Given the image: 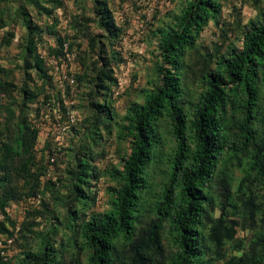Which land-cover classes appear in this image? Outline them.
Masks as SVG:
<instances>
[{"label":"trees","instance_id":"obj_1","mask_svg":"<svg viewBox=\"0 0 264 264\" xmlns=\"http://www.w3.org/2000/svg\"><path fill=\"white\" fill-rule=\"evenodd\" d=\"M53 2L61 4L60 0ZM221 9L219 0L189 1L177 17L176 29L162 39L161 57L167 69H161L160 82L144 103L129 107L126 124L118 135L120 140H130L131 151L123 159L122 169L111 174L117 184L111 192V209L82 220L90 170L89 153L84 150L79 176L72 186L74 209L65 237L70 247L78 246L88 253L86 263L81 255L56 245L49 233L42 235L40 251L27 252L17 264H203L207 231L219 260H225V248L236 241L238 229L254 230L260 218L263 231L259 245L253 252L223 264H264V136L258 140L254 128L261 124L264 133V12L245 33L241 48L235 47L219 58L215 69L201 65L198 79L203 88L198 97L190 91L185 69L186 55L195 50L209 22L218 20ZM100 15L103 27L112 30V15L103 8ZM13 35H8V43ZM34 36L33 31L28 36V66L37 50ZM59 43L54 58L65 56L66 44L72 53L70 43L61 39ZM34 61L51 82L48 58L40 54ZM111 73L110 69L103 73L108 81L112 80ZM6 74L0 68V97L13 99L16 87L5 78ZM24 93L31 99L38 95L26 89ZM49 98L47 95L45 99ZM25 105L26 101L17 118V138L0 148V188H6L0 198L4 216L0 217V234L9 233L6 221L14 225L6 212L9 202L37 198L42 193L43 173L35 167H43L36 164L34 156L40 128L29 123ZM104 115L95 120L97 130L102 120H113L109 111ZM35 118L38 121V115ZM241 148L252 154L256 166L243 180L241 191L246 189L247 193L238 205L233 197L226 198L220 216L210 219L208 210L214 201L210 188L218 176L219 164L226 151ZM161 163L166 166L164 182L157 196L149 197L146 177ZM15 177L23 182V191ZM227 207L236 211V218H230ZM35 225L24 231L32 233ZM57 230L55 227L53 235L57 236ZM1 253L0 248V264H8Z\"/></svg>","mask_w":264,"mask_h":264},{"label":"rangeland","instance_id":"obj_2","mask_svg":"<svg viewBox=\"0 0 264 264\" xmlns=\"http://www.w3.org/2000/svg\"><path fill=\"white\" fill-rule=\"evenodd\" d=\"M60 1L61 4L53 0H0V68L7 71L5 78L16 87L13 99L0 97V148L5 143L13 144L17 138V118L21 105L26 101L23 110L29 123L40 127L34 156L36 164L43 167H35L43 173L40 178L42 193L37 198L11 201L6 208L14 224L12 226L6 221L9 233L0 234V239L14 240L8 251V264H17L29 251H40L42 235L49 233L57 241L56 245L81 255L82 262L86 263L88 253L81 252L78 246L70 247L65 237L68 223L72 220V186L79 176L80 159L86 149L90 170L85 186L88 196L85 215L83 211L81 213L84 220L111 209V192L117 187L111 174L122 169L123 159L131 151L130 140L118 137L126 124L127 111L133 103H144L159 84L161 69H167L161 57L160 44L172 29H176L177 17L191 0ZM219 2L222 9L218 20L209 22L200 33L195 50L185 58L188 85L195 97L203 88L202 80L198 79L201 65L202 68L215 69L219 58L235 47L241 48L245 33L264 12V0ZM102 8L113 17L112 30H106L101 23ZM3 25L5 27L2 28ZM32 31L37 38V50L31 60L32 66H28L25 58L28 55V36ZM11 33L14 37L8 43ZM59 39L72 45L71 76L77 79L75 88L67 86L64 91L58 89L50 66V60L54 59L60 45ZM40 54L48 58L46 67L51 82L35 65L34 60ZM108 69L112 72L111 81L103 74ZM25 89L38 95L26 98ZM52 92L55 97L65 95L75 103L71 108L76 116L75 127L67 133L60 134L54 130L53 122L41 125L35 118L47 95L53 96ZM108 111L113 120H102L97 130L96 118L105 116ZM63 120H66V115ZM261 126L256 124L254 127L258 130V140L264 136ZM252 158L244 148L226 151L218 167V176L211 184L214 201L209 207L208 218H218L226 198L230 196L234 204H240L239 200L247 193L244 192L246 189L241 191L243 180L256 167ZM165 167L162 163L155 166L146 177L150 183L149 197H156L159 193ZM15 180L23 191V182L17 177ZM5 192L6 188H0V198ZM227 208L230 218H236V211ZM0 215H3L1 211ZM260 219L254 230L238 229L236 241L225 248V260H219L207 231L203 264H223L232 257L241 258L253 252L263 231ZM34 222L32 233L27 234L25 228L32 227ZM206 223L209 224V220ZM55 227L58 228L57 236L53 235Z\"/></svg>","mask_w":264,"mask_h":264},{"label":"built area","instance_id":"obj_3","mask_svg":"<svg viewBox=\"0 0 264 264\" xmlns=\"http://www.w3.org/2000/svg\"><path fill=\"white\" fill-rule=\"evenodd\" d=\"M65 56H58L50 60V66L52 67V76L57 84L58 89L64 91L67 86L71 89L75 88L76 80L72 73V61L73 57L69 53V45L66 44L64 48ZM45 99L40 105L41 109L36 115H38V122L43 125L44 123H55L56 131L60 134L67 133L72 125L76 123L75 113L71 110L74 106V102L67 99L65 95ZM61 100H60V98ZM66 115V120H63V116ZM40 128L39 126H37ZM54 161V159H52ZM1 219L3 216H0ZM14 243L13 239H0V248L2 250L1 255L5 261H8V251Z\"/></svg>","mask_w":264,"mask_h":264}]
</instances>
